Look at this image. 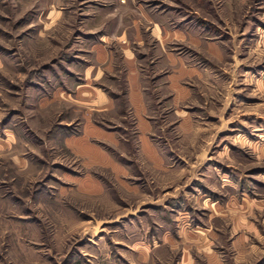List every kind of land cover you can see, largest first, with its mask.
<instances>
[{"label": "rangeland", "instance_id": "obj_1", "mask_svg": "<svg viewBox=\"0 0 264 264\" xmlns=\"http://www.w3.org/2000/svg\"><path fill=\"white\" fill-rule=\"evenodd\" d=\"M186 251L264 264V0H0V264Z\"/></svg>", "mask_w": 264, "mask_h": 264}, {"label": "crops", "instance_id": "obj_2", "mask_svg": "<svg viewBox=\"0 0 264 264\" xmlns=\"http://www.w3.org/2000/svg\"><path fill=\"white\" fill-rule=\"evenodd\" d=\"M165 33L162 32L161 34V39H162V42H165ZM167 40V38H166ZM106 57H104L102 59V61H106V62H109L111 60V54H105ZM111 55V56H110ZM128 66H129V69H130V75L128 76V79L129 77L132 79V83L130 86H132V91H133V95L130 97V102L133 104V102L137 105L138 103H140V92H139V87H140V80L138 78V75L136 74V72L133 71L134 67H133V64H134V54L129 50L128 52ZM132 69V71H131ZM102 71V70H101ZM176 88L178 89H174L175 93H176V100L179 102V103H183L185 102L189 97H190V92L187 91V88L183 85H178ZM106 136V135H105ZM141 256H147L146 255V252H143L141 253ZM213 257V256H212ZM146 258V257H145ZM182 264H194L193 263V260L190 256V253L189 251H186L184 253V257H183V261H182Z\"/></svg>", "mask_w": 264, "mask_h": 264}]
</instances>
